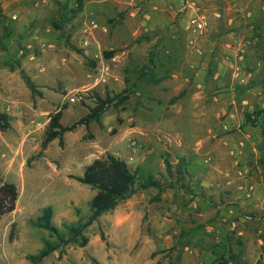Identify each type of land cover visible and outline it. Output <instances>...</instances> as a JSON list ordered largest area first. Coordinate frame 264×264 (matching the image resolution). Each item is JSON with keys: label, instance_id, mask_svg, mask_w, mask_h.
<instances>
[{"label": "rangeland", "instance_id": "obj_1", "mask_svg": "<svg viewBox=\"0 0 264 264\" xmlns=\"http://www.w3.org/2000/svg\"><path fill=\"white\" fill-rule=\"evenodd\" d=\"M78 2L33 0L25 12L39 20L25 28L3 9L0 15V113L7 124L0 126V184L14 182L20 192L16 210L0 218V264H31L29 254L58 241L32 222L46 206L53 207V223L63 233L65 224L89 215L96 190L74 176L108 153L167 187L138 191L85 230L86 246L71 242L39 264H211L222 252L219 201L201 182L211 175L204 138L212 135L204 127L216 118L217 85L203 91L185 71L201 55L186 40L190 6L182 0H121L93 17L82 0L74 16L70 8ZM105 50L114 56L105 57ZM21 70L42 96L31 92ZM119 92L128 95L126 110L111 106L101 121L79 125L64 134L62 145L56 138L43 148L48 134L86 115L97 95ZM196 195L209 199L210 208L197 203L187 212L185 201ZM125 211L131 214L127 225L115 227Z\"/></svg>", "mask_w": 264, "mask_h": 264}, {"label": "crops", "instance_id": "obj_2", "mask_svg": "<svg viewBox=\"0 0 264 264\" xmlns=\"http://www.w3.org/2000/svg\"><path fill=\"white\" fill-rule=\"evenodd\" d=\"M11 1L17 5L14 9L9 8ZM116 1L121 2L84 0V9L89 8L95 17L103 15L107 4L117 6ZM182 1L190 6L189 17L203 16L208 23L202 34L185 26L187 44L188 39L195 38L202 49L185 71L203 91L207 92L210 84L217 85L216 118L213 116L204 127L212 135L204 138V153L209 156L208 163L212 161V168L206 172L211 175L202 176L201 186L208 196L218 194L216 222L222 247L229 244L239 264H264V0ZM30 2L33 0H4L1 7L5 15L25 28L29 20H39L30 19L25 12ZM200 6L209 9L201 11ZM253 111L260 112L259 120L247 121L246 113ZM185 202L187 212L197 203L205 210L210 208L209 199L202 195L190 196ZM130 216L127 211L119 213L114 226L124 228Z\"/></svg>", "mask_w": 264, "mask_h": 264}, {"label": "trees", "instance_id": "obj_3", "mask_svg": "<svg viewBox=\"0 0 264 264\" xmlns=\"http://www.w3.org/2000/svg\"><path fill=\"white\" fill-rule=\"evenodd\" d=\"M77 4L78 5L76 7L70 8V11L74 16H76L83 8L82 0H79ZM1 12L2 7L0 5V15H2ZM53 23V25L59 29L56 22ZM1 47L4 48L2 44ZM114 54V50L104 51V56L107 58L113 57ZM153 73L154 72H151L152 76ZM21 75L33 94L43 95V92L37 88L34 81L23 70H21ZM154 81L158 82L160 80L155 79ZM127 100L128 95L124 92L116 94L108 93L105 97L97 95L95 106L90 107L86 115L71 124L62 125L60 128L55 129L48 134L47 138L43 142V148H46L49 142L56 138H59V143L62 145L64 143V134L68 131L76 129L79 125L88 126L92 121H101L102 115L111 106L119 108L122 111L126 110L125 103ZM256 113L260 112L256 111ZM246 115L247 121L252 122V114L247 112ZM5 118L6 114L0 113V126L3 129L7 127V124H5L6 122H3ZM118 120L121 121V118L118 117ZM53 121L57 123L59 121V117L54 115ZM166 167L168 172L171 174L172 168L168 160ZM179 172H181L180 168ZM74 178L96 190V193L90 200V213L85 219H79L75 223L65 224L67 232L63 233L60 231L59 227L53 223V207L46 206L43 209L42 214L32 222L36 227L47 229L57 238L58 241L56 243L46 241L44 247L37 253L29 254L27 258L30 260L31 264L41 263L45 257L50 255L59 247L68 245L71 242H78L81 246H86L89 242V237L84 233L85 230L98 221L104 213L114 210L120 202L130 198L138 191L154 187L158 188L160 191L167 187V185L161 183L153 175L146 174L141 168H137L135 170L132 169L126 160L110 153L105 156L95 158L91 163L85 166L82 175L74 176ZM19 194V189L14 182L7 180L2 181L0 184V218L3 215L16 210ZM101 237L105 240L103 230L101 231ZM231 262L239 264L236 259V254L233 252L231 246L229 244H225L222 247V252L219 255V258L211 264H230Z\"/></svg>", "mask_w": 264, "mask_h": 264}, {"label": "built area", "instance_id": "obj_4", "mask_svg": "<svg viewBox=\"0 0 264 264\" xmlns=\"http://www.w3.org/2000/svg\"><path fill=\"white\" fill-rule=\"evenodd\" d=\"M207 26L208 23L206 21V19L203 16H199V15H194L188 18V23H187V29L192 32L198 33V34H202L207 30ZM188 44L190 45V47L192 48V50L197 53V54H201L202 53V49L201 47L197 44L196 39L195 38H190L188 39ZM242 52L244 50H241ZM251 118L254 121L259 120L260 118V114L256 113V111H253L251 113Z\"/></svg>", "mask_w": 264, "mask_h": 264}]
</instances>
